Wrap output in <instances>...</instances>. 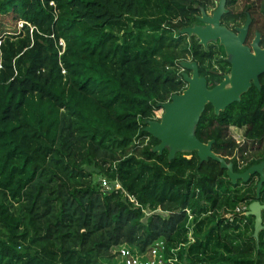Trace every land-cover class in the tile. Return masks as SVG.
Returning <instances> with one entry per match:
<instances>
[{"label": "trees", "instance_id": "obj_1", "mask_svg": "<svg viewBox=\"0 0 264 264\" xmlns=\"http://www.w3.org/2000/svg\"><path fill=\"white\" fill-rule=\"evenodd\" d=\"M216 1L0 0V15L22 21L17 33L0 31V264H117L118 245L185 242L186 210L194 241L179 264H264V227L256 241L253 216L225 218L255 199L258 175L231 184L195 151L168 160L144 131L185 88L181 60L218 79L217 42L179 33ZM226 9L224 20L249 15L264 34V0H227ZM263 97L249 89L218 115L206 104L196 125L236 172L264 158L248 151L264 141ZM230 127L244 130L240 144ZM98 177L120 189L102 190Z\"/></svg>", "mask_w": 264, "mask_h": 264}, {"label": "water", "instance_id": "obj_2", "mask_svg": "<svg viewBox=\"0 0 264 264\" xmlns=\"http://www.w3.org/2000/svg\"><path fill=\"white\" fill-rule=\"evenodd\" d=\"M226 1L217 0L210 12L199 7L196 18L203 24L183 27L179 33L196 37L198 43L204 47L212 42H218L223 46L227 61L231 65L230 74L224 75L220 83L208 87L206 78L199 75L197 63L181 60L179 65L183 71L185 88L180 93L172 94L167 102L159 105L160 118L146 120L144 131L158 140V143L152 147V152L161 154L166 149L167 159L171 160L176 153L195 151L199 162L208 159L218 162L226 171L231 184H235L238 180L247 182L250 176L257 174L259 179L255 187V199L248 205L247 210V215L254 217L252 236L257 241L258 233L264 227L261 216L264 204L259 200L264 183V159L242 172H236L232 162L226 161L212 151L213 140L202 142L195 135L196 125L206 104H210L214 114L218 115L228 105L240 101L241 95L250 86V79L259 87L256 75L264 71V48L260 49L258 45L260 33L256 32L249 46L243 44L250 24V16L247 15L242 26L235 28L238 34L220 24L222 15L227 12ZM251 50L254 53H251Z\"/></svg>", "mask_w": 264, "mask_h": 264}, {"label": "built area", "instance_id": "obj_3", "mask_svg": "<svg viewBox=\"0 0 264 264\" xmlns=\"http://www.w3.org/2000/svg\"><path fill=\"white\" fill-rule=\"evenodd\" d=\"M155 117H158V114L155 115ZM239 165H242V162L239 161ZM100 187L102 190L107 191H117L120 189L118 182L115 181L114 184L111 185L106 177L100 179ZM128 197L131 202H134L135 205H138L131 196ZM247 210L248 206H246L245 203H240L234 208L232 212L225 214V218H227V220L230 222L236 215H247ZM144 212L147 215L151 213L149 211ZM186 213L188 216V221L186 224L188 231L187 240L185 242H180L177 246L169 247L165 241L157 240L142 252L125 244L118 245L112 250L115 258L119 259L118 264H179V251L183 250L186 246L194 241L192 236L193 227L195 225V223H193L194 215L189 210H186Z\"/></svg>", "mask_w": 264, "mask_h": 264}, {"label": "flooded vegetation", "instance_id": "obj_4", "mask_svg": "<svg viewBox=\"0 0 264 264\" xmlns=\"http://www.w3.org/2000/svg\"><path fill=\"white\" fill-rule=\"evenodd\" d=\"M211 9L212 8H208L207 7L206 8V11L211 10ZM197 15L198 14H196V16ZM223 15H222V17L220 19V24L223 25V26H225L226 28H228L233 33L238 34L237 31H235V28L236 27H239V26H242L245 21L241 25H232V23L230 21L223 19ZM195 24H203V23L200 21V23H195ZM254 29H255V26L252 25V20L250 18V24L248 26V30H247V33L245 35L244 42H243V44L245 46H249L250 45V42L255 37L256 32H259V31L254 30ZM212 43H215V42H212ZM258 45H259V48L260 49H263L264 48V34H261L260 33V39H259ZM216 48H217V52H218L217 53V55H218V60H217L218 61V64L216 65V71H215V73H216V76L218 77V79L217 78L213 79V82H208L207 81L208 87H212L214 84L220 83L223 80L224 75H229L230 74V70H231V65L227 61V56L225 54V50H224L223 46H221L217 42ZM223 51H224V53H222ZM251 53H254V51L251 50ZM256 78H257L259 87L255 86L254 85V81L252 79H250L249 80L250 86L248 87V90L249 89L250 90L251 89L252 90L254 89V90H257V91H264V71L259 72L256 75ZM259 103H261L262 105H264V97L259 100ZM231 128L232 129L242 130L241 128H237V127H230V129ZM243 133H244V130H243ZM243 133L242 134L240 133V135H242V137H243ZM232 136L235 139L236 143H239L240 144L243 141V140L242 141L237 140V138H236V136L234 134ZM248 151H249L250 154H255L256 152H264V141H252L251 144H250V146H249ZM254 164H256V163H254Z\"/></svg>", "mask_w": 264, "mask_h": 264}, {"label": "rangeland", "instance_id": "obj_5", "mask_svg": "<svg viewBox=\"0 0 264 264\" xmlns=\"http://www.w3.org/2000/svg\"><path fill=\"white\" fill-rule=\"evenodd\" d=\"M208 12H210V10H208ZM0 20H1L0 31L5 33H17L22 23V21H17L16 19H14L10 13L0 15ZM159 114L161 115V111H159ZM230 132L232 135L234 134L236 136L237 140L239 141L243 140L242 135H240V133L241 134L243 133V129L242 130L230 129ZM101 178L103 177H98V181H100ZM110 184L113 185L114 182H110ZM146 211L148 210L146 209ZM114 260L116 261L118 260L117 264L119 263V259L115 258ZM111 264H113V262Z\"/></svg>", "mask_w": 264, "mask_h": 264}]
</instances>
